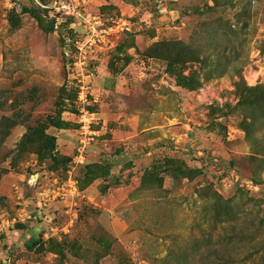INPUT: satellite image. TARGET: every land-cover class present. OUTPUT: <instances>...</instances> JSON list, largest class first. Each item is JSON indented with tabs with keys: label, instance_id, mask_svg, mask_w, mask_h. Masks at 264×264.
I'll use <instances>...</instances> for the list:
<instances>
[{
	"label": "rangeland",
	"instance_id": "1",
	"mask_svg": "<svg viewBox=\"0 0 264 264\" xmlns=\"http://www.w3.org/2000/svg\"><path fill=\"white\" fill-rule=\"evenodd\" d=\"M159 41L199 61L149 58ZM241 78L264 86V0H0V121L20 124L0 137V264H216L201 190L264 218V110ZM58 110L71 162L53 177L19 146Z\"/></svg>",
	"mask_w": 264,
	"mask_h": 264
},
{
	"label": "trees",
	"instance_id": "2",
	"mask_svg": "<svg viewBox=\"0 0 264 264\" xmlns=\"http://www.w3.org/2000/svg\"><path fill=\"white\" fill-rule=\"evenodd\" d=\"M32 18L36 19L41 25L39 18L33 11H28ZM14 19V18H13ZM12 19V20H13ZM148 57L159 59L167 62L170 65H186L189 63L198 62L196 51L190 49L181 41H159L154 43L149 52ZM240 77L242 75L240 74ZM236 84L237 94L240 96L243 106L251 109V117L255 118L254 113L264 110V86L249 88L246 86L244 79ZM57 117L52 119L49 124L42 128H34L28 131L21 145L24 143L30 144L36 142L39 146L37 155L40 162L50 161L52 164L49 168L50 172H57L61 165H66L71 162L69 157L63 156L58 150V139L56 136L48 134L50 128L62 130L65 128V123L62 122L61 110L57 111ZM255 123H253L254 126ZM20 124L10 118L0 121V137L6 140L10 137L12 130ZM247 134H251V128H244ZM4 140H2L4 142ZM22 152V151H21ZM24 152H22L23 155ZM255 156H252L254 159ZM184 171L182 168L179 173ZM176 172L172 171V174ZM198 173H193L191 170L186 172V178L193 179ZM254 185L257 186V179L254 178ZM200 197L207 199L202 211V219L204 225L210 226L218 230L215 248L212 251V256L215 258L216 264H264V237L261 238L260 230L264 228V218L256 219L254 209L236 206L232 200L225 199L218 192L211 188H206L200 191ZM238 211H237V210ZM245 213V214H244ZM244 214V215H243ZM244 218H243V216ZM42 239V236H40ZM40 239L35 236L27 243L26 248L30 251L38 248ZM211 240V239H210ZM247 241V252L243 258H236L228 254V248L235 245L237 242ZM44 247V246H43Z\"/></svg>",
	"mask_w": 264,
	"mask_h": 264
},
{
	"label": "built area",
	"instance_id": "3",
	"mask_svg": "<svg viewBox=\"0 0 264 264\" xmlns=\"http://www.w3.org/2000/svg\"><path fill=\"white\" fill-rule=\"evenodd\" d=\"M90 21L87 20V23H89ZM84 144V142H83ZM86 150V146L83 145L82 148L79 149V154L77 155L76 159H75V163L77 164H83L85 162V156H84V152ZM51 174H48V175H51L53 177H55V173L54 172H50ZM54 182H55V186H56V190L54 191V193L58 192L61 190V188L59 187V181L57 178H54ZM70 183H72V180H70ZM58 186V187H57Z\"/></svg>",
	"mask_w": 264,
	"mask_h": 264
},
{
	"label": "water",
	"instance_id": "4",
	"mask_svg": "<svg viewBox=\"0 0 264 264\" xmlns=\"http://www.w3.org/2000/svg\"><path fill=\"white\" fill-rule=\"evenodd\" d=\"M37 178H38V176L35 175V176L33 177V179L30 181V185H32V184L34 183V181L37 180Z\"/></svg>",
	"mask_w": 264,
	"mask_h": 264
},
{
	"label": "crops",
	"instance_id": "5",
	"mask_svg": "<svg viewBox=\"0 0 264 264\" xmlns=\"http://www.w3.org/2000/svg\"><path fill=\"white\" fill-rule=\"evenodd\" d=\"M57 131H59L58 129H56ZM62 131H63V129H62ZM52 135V134H51ZM53 136H56L57 137V139H58V136L55 134V135H53ZM48 174H51V173H48ZM53 231H55L54 229H52ZM47 236V235H46Z\"/></svg>",
	"mask_w": 264,
	"mask_h": 264
}]
</instances>
